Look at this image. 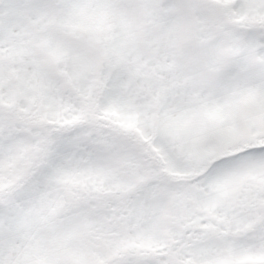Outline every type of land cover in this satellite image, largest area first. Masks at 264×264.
Instances as JSON below:
<instances>
[{
  "label": "snow or ice",
  "instance_id": "obj_1",
  "mask_svg": "<svg viewBox=\"0 0 264 264\" xmlns=\"http://www.w3.org/2000/svg\"><path fill=\"white\" fill-rule=\"evenodd\" d=\"M0 264H264V0H0Z\"/></svg>",
  "mask_w": 264,
  "mask_h": 264
}]
</instances>
